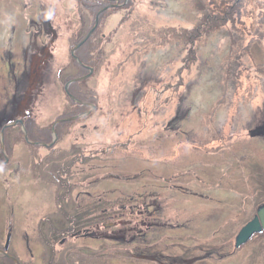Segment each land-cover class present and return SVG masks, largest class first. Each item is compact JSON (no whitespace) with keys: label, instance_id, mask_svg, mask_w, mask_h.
Instances as JSON below:
<instances>
[{"label":"rangeland","instance_id":"rangeland-1","mask_svg":"<svg viewBox=\"0 0 264 264\" xmlns=\"http://www.w3.org/2000/svg\"><path fill=\"white\" fill-rule=\"evenodd\" d=\"M249 1L241 2L239 13L260 15L258 0ZM127 2L117 1L118 7L101 17L91 40L99 46L94 55L100 63L72 91L104 90L102 113L116 116L60 122L69 136L59 131V143L49 149L6 136L3 145L17 147L7 154V165L0 139V249L9 235V253L20 264L33 259L36 264H264V230L234 247L237 233L264 202V19L247 20L242 27L236 21L208 22L196 37L209 7L221 1L129 0V10ZM91 23L77 0H0V115L14 94L28 87L27 57L42 53L48 63L42 68L33 57L39 74L24 109L37 116L33 134L72 113L62 85L77 72L68 66L69 46L86 36ZM40 34L55 35V49L40 51L50 45ZM119 87L125 94L117 105L112 93ZM145 90L155 94L157 106L145 100ZM10 114L6 111L5 118ZM157 117L165 118L154 121ZM145 125L151 134L161 126L172 132L152 138L131 134ZM115 128L120 133L110 135ZM126 129H132L131 136H125ZM91 153L95 159L85 157ZM92 160L106 167L105 178L85 189L94 193L111 173L118 177L104 184L105 202L94 193L103 209L100 219L77 235L61 232L51 239L52 228L37 232L41 215L58 207L62 193L55 179L38 178L47 170L56 177L63 167H89ZM111 208L120 216L114 218ZM70 225L76 232V223ZM115 237L128 242H111ZM89 238L96 242L93 254L86 249Z\"/></svg>","mask_w":264,"mask_h":264},{"label":"flooded vegetation","instance_id":"flooded-vegetation-1","mask_svg":"<svg viewBox=\"0 0 264 264\" xmlns=\"http://www.w3.org/2000/svg\"><path fill=\"white\" fill-rule=\"evenodd\" d=\"M41 35V39L43 40V42L46 40L47 42H49V46L48 47H41L40 51H47L49 52V47L53 46V43L55 41V35L53 36H47L44 34H40ZM38 35V36H40ZM37 36V37H38ZM31 47V44L28 46ZM34 48V46H33ZM28 50L30 52L33 53V49H25ZM36 53V52H34ZM43 54L40 55H31L30 57H27L28 60V70H27V78L29 79L28 83V87L24 90V92H21V90H19L18 94H14V96L10 99L9 102H7V106H3L2 107V114L0 115V133L1 131H3V139L9 138V139H14V140H18L23 139L25 142V136L27 137V139H29V143H27L29 146L31 145H39L38 141H33V139L31 138V136H33V119H35L37 116L36 115H32L31 114H27L24 109L28 103V93L31 90V86L33 85V83L35 82V77L37 75V65L33 68V64L31 61H33V57H37V62L38 64H40V67H46L48 60H46L43 57ZM26 58V57H25ZM56 57H54L52 59V61H55ZM37 69V70H36ZM42 81L43 80H40ZM74 83V82H73ZM72 84V83H71ZM70 84V85H71ZM69 85V86H70ZM65 89V86H64ZM40 93V89H38V91H36V96ZM18 95V96H17ZM76 99V98H75ZM77 100V99H76ZM78 104L81 105H85L84 102L86 101H81V100H77ZM34 103H37V100L34 99ZM6 111H10L11 114L9 115L10 117L7 119L5 118V112ZM86 112V111H85ZM83 112V113H85ZM81 113V112H80ZM78 113L75 116H62V117H56L54 120L58 121V120H62L63 121H70V120H66L72 118V117H78L79 115H82L83 113ZM21 115V116H20ZM13 117V118H11ZM85 117V116H82ZM62 118V119H61ZM52 121V123L50 125H47L45 127H41L44 132L46 133L47 130H51L52 129V125L55 123V121ZM74 120V119H71ZM60 123V122H59ZM59 123L55 125V132L57 133V140L60 139L59 136V131L61 132L62 136H66L69 135L70 129L67 127H64L63 124L61 129L59 128ZM51 139H52V130H51ZM56 140V141H57ZM55 141V143H56ZM32 143H36V144H31ZM46 143V142H44ZM53 146V145H52ZM43 147V146H42ZM8 148H11L10 150H7ZM16 145H12V146H8V145H4V153L3 151H1L2 154V163L4 165H7L9 162V156L7 155L8 153H11V155L13 154L14 150L16 149ZM46 148V147H45ZM51 148V147H49ZM48 148V149H49ZM29 150H33V147L29 148ZM30 154V152H28ZM29 154H25L24 158L27 160L26 165H27V169L29 171V164L28 160L30 159ZM91 159H95V157H90ZM91 162L92 165H90L89 167H73V169L71 170H67L68 167H63L61 168L60 171H56V177H54V174L52 171L47 170V176H43L38 178L39 180H42V178L50 183L53 180L51 179H55V183L54 181L52 182L54 184L55 187L60 186L62 193L58 194L59 195V200H58V207L55 206V204H53V206H55V209L53 210H48L47 212L45 211L44 214L41 215L40 217V222L36 223L35 225V230L39 233L42 232V230H47L52 228L49 232L51 234V239L54 238V235H58L59 233H71L74 235H77L80 232L86 230V228L92 226L93 221L100 219L101 214L103 212V209L99 206V199L98 197H95L94 193L103 197V201L105 202L104 196L105 193H100L102 190V186L106 183H103V181H101L100 183H97L95 186V191L94 193L92 192L93 186L95 184V182L97 180H95L96 178H99V171H100V165L98 166L97 163L98 161L96 160H92ZM1 164V163H0ZM74 163L71 162L70 165H72ZM2 166V164L0 165V167ZM70 167V166H69ZM66 170V171H65ZM64 171V172H63ZM63 172V176L60 177L61 173ZM115 178H112V180ZM111 180V181H112ZM116 180V179H115ZM110 181V182H111ZM88 183L89 185H92V189L91 190H87L84 188L85 184ZM77 189V191H76ZM76 191V192H75ZM111 190H110V196H111ZM72 197V198H71ZM71 198L69 201L68 199ZM87 204H89V206H87ZM107 206H111V204L106 203ZM112 212H113V217H118L120 216L119 213H116L115 208H111ZM48 212H52L50 213V216H48ZM121 219H123V217H121ZM117 222L119 220H116ZM67 223H76L77 228H76V232H73L75 230H71V225L67 228ZM45 224V225H44ZM123 224V223H122ZM125 227H121L119 228V230H124ZM76 233V234H75ZM97 237V231L94 233L93 238ZM33 238H37V235ZM92 238L89 239H85L86 242L85 244L86 249L91 251V254H93V246L96 245L95 241L91 240ZM115 239H120L121 241H123V238L121 237H115L110 239L111 242H115ZM123 242H128V241H123ZM28 250H30L28 248ZM44 254V252H43ZM32 255H34V252L32 253ZM139 256H142V254H139ZM35 259H33V264H36L37 261H34ZM39 264H46L43 261H41Z\"/></svg>","mask_w":264,"mask_h":264},{"label":"trees","instance_id":"trees-1","mask_svg":"<svg viewBox=\"0 0 264 264\" xmlns=\"http://www.w3.org/2000/svg\"><path fill=\"white\" fill-rule=\"evenodd\" d=\"M117 1L119 2V4L124 2V0H77V2L82 6V8L92 16V23L88 29V32L92 29V27L94 25L95 16L98 13V10L106 8V10L100 14V17H99V22H100L103 14L105 12H107L108 9L113 8V7H111V5L115 4ZM218 1H221V5H215L214 4L213 7H211V8L209 7L210 13L208 14L207 19L203 23V25L199 26L197 28L196 37L202 33L203 28L205 27V25L208 22H214V23L225 26L227 22H230L231 25H234V23L236 21V23L242 27V26L246 25L247 20H249L250 21L249 24H251L252 20L254 18L257 19L260 17V18L264 19V6L261 7V5L258 3L259 1L264 3V0H258L256 2V5L258 4L260 9L262 10V13L260 15L256 14L255 16H254L253 10H249V11L244 12V13H239V10L241 7V2L243 1L249 5V2H250L249 0H218ZM213 3H214V0H213ZM128 4H129V0H128L127 4L124 5V7L127 8L126 5H128ZM96 30H97V28L93 31L91 36L76 50L75 55L79 59L80 62L77 63L74 60V58L72 56H70V53H69L68 66L71 67L72 70L74 69L77 72L69 74L70 77H68L66 79V81L62 84L63 87H64L65 83L68 82L69 80L88 74V69L86 68L87 66L92 67L95 70V68H97V66L99 65L100 60L97 57H95V55H94L95 52L100 53V50L96 51L99 46H96L95 44L91 45V40L93 39V34L96 32ZM84 38H85V36L81 40L77 41L76 43H79ZM71 47H72V45L69 46V51H70ZM52 48L55 49L54 46ZM115 65H116V63H115ZM93 75L91 74L88 77V79ZM82 82H84V81H82ZM79 85H80V81H76L68 87L69 92L72 96L74 95L72 93L73 88L75 86H79ZM103 91L104 90L99 89L98 92L93 90L90 93L87 91H82V89H81V90H78L77 94L74 95L73 97L76 98L77 100L86 101L88 103L92 102L91 104L95 105L94 111L91 112L88 116L115 117L116 115H114V113H110L109 116H107L106 113H102V111L107 110V106H106L107 93H104ZM99 93L102 95L103 94H105V95L100 96ZM112 94L118 98V102L120 101V103H117V105H119V104H121V100L125 94V90L123 87H119ZM65 96L68 98L70 104L74 107L72 109V113L70 114L71 116H75L78 113L83 112V111L88 109V107L86 105L78 104L74 100L70 99V97L68 95H66V93H65ZM98 97H100V103L98 102ZM92 98L94 99V101L92 100ZM117 105H115V106H117ZM34 125H36L35 119H33V126ZM61 126L62 125H60V127L58 129H61ZM34 129H36V128L33 127V130ZM37 131H38L37 134H33L34 135L33 141L46 142V143L51 142V130L50 129L47 130L46 133L44 132L43 129H40V128L37 129ZM59 141H60V139L57 140L56 143L53 144V146L57 145L59 143ZM10 242H11V238L9 240V244H10ZM9 244H8L7 250H5L7 253H9V249H10ZM26 245H27V241H26ZM1 246L3 247L4 245H1ZM3 249H4V247H3ZM31 254H32V252H31ZM44 254H46V252H44ZM30 257L33 258V255H31ZM0 260L2 262H4L5 264H8V262L11 264H14V262L7 257L0 256ZM21 264H22V262H21Z\"/></svg>","mask_w":264,"mask_h":264},{"label":"water","instance_id":"water-1","mask_svg":"<svg viewBox=\"0 0 264 264\" xmlns=\"http://www.w3.org/2000/svg\"><path fill=\"white\" fill-rule=\"evenodd\" d=\"M127 0H125L126 3ZM111 7H118V5H111ZM106 8H103L101 10H99V12L96 14L95 16V20H94V25L92 27V29L88 32V34L86 35V37L79 42L77 45H75L72 49H71V54L73 56V58L78 62L77 57L75 56V52L76 50L87 40V38L90 37V35L93 33V31L95 30V28L97 27L98 23H99V16L100 14L105 10ZM88 69V74L82 77H77L74 78L72 80H69L66 85H65V91L67 93V95H69L74 101L78 102L68 91V87L71 83L76 82V81H81L83 79H86L87 77L90 76V74L92 73V68L91 67H86ZM89 107V110H87L85 113H83L82 115H79L78 117H82V116H86L88 114H90L95 106L94 104L91 103H87L86 104ZM77 117H72L66 120H71V119H75ZM62 120H58L55 121V123L52 125V139L50 143H38L39 145L49 148L51 147L55 141L57 140V133L55 132V125L58 124L59 122H61ZM0 139H1V145H2V151L4 153V145H3V131H1L0 133ZM25 139H27V137L25 136ZM31 144H36V143H32ZM1 165V164H0ZM264 230V203L260 204L257 208V212L255 214V216L249 221L247 222L237 233L236 237H235V241H234V247L238 248L241 245L245 244L247 241L250 240V238L255 235L258 234L260 232H262ZM8 246L7 243L4 247V249H0V255L9 258L10 260H12L15 264H20L19 260L17 258H15L13 255L7 253L5 250H7Z\"/></svg>","mask_w":264,"mask_h":264},{"label":"crops","instance_id":"crops-1","mask_svg":"<svg viewBox=\"0 0 264 264\" xmlns=\"http://www.w3.org/2000/svg\"><path fill=\"white\" fill-rule=\"evenodd\" d=\"M142 89V95H144V88L141 87ZM145 100L146 101H150V99L152 100V104L153 105H158L159 104V101L156 99V96L153 92H150L149 90H145ZM169 93H166L162 96L163 99H166L169 95ZM161 98V96H160ZM161 100V99H160ZM170 106H172V104H170ZM171 117V116H169ZM165 117H163L162 119H160L159 117L157 118H153L154 121H157V120H163ZM163 122V121H162ZM161 122V123H162ZM117 128L113 129L111 132H110V135H113V134H118L120 133V130H117ZM132 130V129H131ZM131 130H128L126 129V133H125V136H131V134H134V132L136 133V137H143V138H152V137H164V136H167L168 133L172 132V130H167L165 128H163L162 126L156 131V134H151L150 132V129L147 128V126L145 125V127L143 126L140 130H132L131 134L129 133ZM124 153V152H123ZM119 156H121V158L119 160L122 161V159H124V156L122 154V152H120ZM103 177V170L100 172V176L99 178H102ZM108 182V180H103V183Z\"/></svg>","mask_w":264,"mask_h":264}]
</instances>
